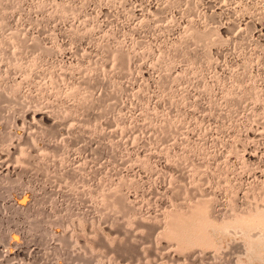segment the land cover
I'll return each mask as SVG.
<instances>
[{"label": "rangeland", "instance_id": "obj_1", "mask_svg": "<svg viewBox=\"0 0 264 264\" xmlns=\"http://www.w3.org/2000/svg\"><path fill=\"white\" fill-rule=\"evenodd\" d=\"M0 153V264H264V0H0Z\"/></svg>", "mask_w": 264, "mask_h": 264}, {"label": "bare ground", "instance_id": "obj_2", "mask_svg": "<svg viewBox=\"0 0 264 264\" xmlns=\"http://www.w3.org/2000/svg\"><path fill=\"white\" fill-rule=\"evenodd\" d=\"M7 137H8V135H7ZM23 146H24V145H23ZM19 151H20V150H19ZM0 154H1V153H0ZM2 154H3V153H2ZM18 156H19V155H18ZM0 157H1V156H0ZM4 158H5V157H4ZM1 161H2V160H1ZM6 165H7V164H6ZM5 167H6V166H5ZM6 169H7V168H6ZM4 171H5V170H4ZM6 171H8V170H6ZM198 201H199V200H198ZM260 201H261V200H260ZM258 202H259V201H258ZM190 203H191V202H190ZM204 203H205V202H204ZM201 204H202V203H201ZM207 204H208V203H207ZM207 204L205 203V208L207 207V209H205L203 212H202V208H201L200 206H198V207L195 206V207H196V210H195L194 212H197V213H200V212H201L200 216H206V214H208V210H209V209H208V208H209L208 206H210V205H207ZM196 205H197V203H196ZM202 207H203V206H202ZM178 208H179V207H178ZM191 208H193V206H192ZM191 208H189L190 214H192V212H191ZM187 209H188V208H187ZM193 210H194V209H193ZM254 210H255V209H254ZM185 211H186V210H185ZM187 212H188V211H187ZM187 212H184V213L187 214ZM184 213H183V214H184ZM176 214H177V213H176ZM176 214H175V216H176ZM185 214H184V215H185ZM194 215H195V214H194ZM235 215H236V214H235ZM247 215H248V214H247ZM180 216H181V214H180ZM192 216H193V214H192ZM243 216H244V215H243ZM255 216H256V215H255ZM177 217H178V215H177ZM177 217H174V216L172 215V220H171V222H170V224H172V225H171L172 227L174 226L175 228H178L179 225H180V226H181V225L183 226V225H186L187 223H189V222H187V223L185 224V222H183V223L181 224V223L179 222V223H180V224H179V223H177V222H178L179 220H181V218L179 217L180 219H177V220H176ZM184 217H185L184 219L186 220V219H187L186 216H184ZM260 217H261V216H260ZM190 218H191V217H190ZM195 218H196V217H195ZM207 218H208V217H207ZM237 218H238V217H237ZM239 218H240V217H239ZM239 218H238V220H239ZM246 218H247V217H246ZM182 219H183V216H182ZM188 219H189V218H188ZM191 219H192V218H191ZM209 219H210V217H209ZM257 219H258V218H257ZM185 220H184V221H185ZM195 220H196V219H195ZM246 220H247V219H246ZM248 220H249V219H248ZM186 221H187V220H186ZM189 221H190V220H189ZM202 221H203V220H202ZM244 221H245V220H244ZM260 221H261V220H260ZM166 222H167V221H166ZM190 222H191V221H190ZM214 222H215V221H214ZM242 222H243V221H242ZM248 222H249V221H248ZM248 222H247V223H248ZM253 222H254V221H253ZM207 223H208V222H207ZM177 224H179V225L177 226ZM251 225H252V224H251ZM261 225H262V224H261ZM263 225H264V224H263ZM186 227H187V225H186ZM186 227L184 226L183 228H186ZM247 227H248V226H247ZM169 228H170V227H169ZM169 228H168V229H169ZM179 229H180V227H179ZM170 231H171V230H170ZM174 231H175V230H174ZM174 231H173V232H174ZM181 231H183V230H181ZM187 231H188V230H187ZM175 232L177 233V231H175ZM179 232H180V231H179ZM179 232H178V234H179ZM226 232H227V231H226ZM236 232H237V231H236ZM248 232H249V231H248ZM185 234H186V233H185ZM255 234H256V233H255ZM168 235H170V234H168ZM181 235H182V234H180V236H181ZM253 235H254V234H253ZM171 236H172V235H171ZM175 236H176V235H175Z\"/></svg>", "mask_w": 264, "mask_h": 264}]
</instances>
